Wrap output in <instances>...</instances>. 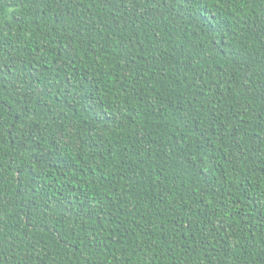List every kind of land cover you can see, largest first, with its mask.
<instances>
[{"label":"trees","instance_id":"trees-1","mask_svg":"<svg viewBox=\"0 0 264 264\" xmlns=\"http://www.w3.org/2000/svg\"><path fill=\"white\" fill-rule=\"evenodd\" d=\"M0 264H264V0H0Z\"/></svg>","mask_w":264,"mask_h":264}]
</instances>
